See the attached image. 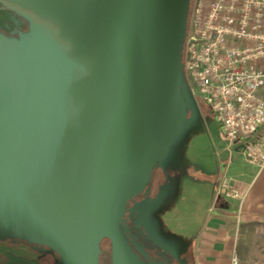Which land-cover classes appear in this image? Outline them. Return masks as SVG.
I'll return each instance as SVG.
<instances>
[{
    "label": "rangeland",
    "instance_id": "374dc122",
    "mask_svg": "<svg viewBox=\"0 0 264 264\" xmlns=\"http://www.w3.org/2000/svg\"><path fill=\"white\" fill-rule=\"evenodd\" d=\"M112 4H116L115 0H104L101 10L98 0H89L88 10L97 13L100 31L94 37H98V45L88 49L83 45H71L66 36L63 45L66 64L76 66L82 60L83 52L92 49L105 68H117L118 61L124 66L121 69L127 66L134 70L143 64L141 59L145 55L141 45H132L125 40ZM157 5L158 2L152 0L146 11L145 34L149 39L155 37L159 23ZM65 28L68 30L66 24ZM10 41L0 40V207L11 201L20 202L33 191L51 197L80 175L85 156L75 145L79 135L87 133L86 127L91 120L86 109L91 97L100 104L103 101L96 95V84L90 75L47 73L51 64L47 40L34 44ZM156 85L155 82V89ZM195 100L191 98L190 113L161 159L162 172L153 177V188L159 179L163 181L159 203L151 210L144 209L150 215L147 224L151 229H148L159 241H166V245L177 240L188 247L213 218L208 215L209 208L218 184L225 180L219 183L224 172L221 161L229 160L225 143L219 136L218 123L207 105L197 97ZM129 116L132 120L134 114ZM215 148L219 149V155L215 154ZM233 155L232 160L236 162L239 157L236 153ZM145 199L132 204L128 217L148 248L155 247L165 253L146 232L142 235V220L146 215L139 216L138 212L142 210L136 206ZM240 223L239 217L236 224L234 220L227 223L232 234L242 241L240 253L237 252L240 264H264V225L253 226L242 233ZM194 248L192 246L187 254L191 261L196 256ZM102 249L104 256L110 254L108 242L103 243Z\"/></svg>",
    "mask_w": 264,
    "mask_h": 264
},
{
    "label": "water",
    "instance_id": "95a60500",
    "mask_svg": "<svg viewBox=\"0 0 264 264\" xmlns=\"http://www.w3.org/2000/svg\"><path fill=\"white\" fill-rule=\"evenodd\" d=\"M103 1L98 0L101 10ZM156 1L160 18L155 37L151 39L143 31H128L129 28L126 27L129 26V20L126 18L125 21L124 0H115L116 4H112L118 26L123 27L125 40L132 45H152L154 50V57L148 64H142L133 70L127 66L121 69L124 66L119 61L115 66L117 68H105L101 61L96 59L93 49L84 51L82 60L76 66L66 64L63 46L66 36L71 45H83L87 49L91 45H98V37L96 36V39L94 37L100 31L96 23L97 13L92 9L88 10L89 0H0V5L5 9L30 22L27 33H20L17 39L0 36V40H11L10 42L14 44L25 42L34 44L36 41L47 40L51 49V64L47 73L69 76L73 72H78L90 75L91 81L96 84V95L103 100L100 104L97 99L91 97L92 101L86 109L89 110L91 118L86 127L87 133L80 134L75 145L85 156L82 172L47 198L51 201L74 204L75 210L78 211L77 217L68 220V224L72 227L74 237L81 244L78 250L86 258L88 255L86 243L89 242V237L94 235L99 240L105 237L111 243L112 264H145L127 241L121 229V221L127 211L128 201L142 194L148 185L153 163L160 159V155L167 151L171 142L180 133L185 108L187 104L190 107L191 98L194 99L182 63L190 0ZM77 5H83L82 13L77 11ZM131 75H135V78ZM138 75L141 77L146 75L154 83L157 80L167 113L161 129L150 136V145L145 155L137 156L136 161L134 156L131 160L126 158L130 153V139L135 136L128 130L136 129V125L139 124L136 123L138 120L135 122L131 120L129 112L128 116L125 115L128 109L124 98L131 95L134 88L132 82ZM120 78H123V81ZM136 141L138 142L137 139ZM159 146L160 149L156 152ZM37 194H39L37 191H33L31 197L37 198ZM159 195L160 192L154 198H146L141 204H137L136 208L142 210L137 211L139 216L147 215L148 220L150 215L146 214L144 209L151 210L157 205ZM67 198L69 199L66 201ZM146 220H142V224L151 240L165 250V253L181 258L188 247L177 240L172 242L173 245L159 241L155 233L148 229L150 227ZM87 264H94L91 256Z\"/></svg>",
    "mask_w": 264,
    "mask_h": 264
},
{
    "label": "built area",
    "instance_id": "2783aa9c",
    "mask_svg": "<svg viewBox=\"0 0 264 264\" xmlns=\"http://www.w3.org/2000/svg\"><path fill=\"white\" fill-rule=\"evenodd\" d=\"M182 63L190 92L209 107L219 125L224 149L232 154L238 147L249 164L262 169L264 0H193ZM221 196L236 199L241 208L243 195L226 180L214 203ZM231 264H239L238 257Z\"/></svg>",
    "mask_w": 264,
    "mask_h": 264
},
{
    "label": "flooded vegetation",
    "instance_id": "af4514ba",
    "mask_svg": "<svg viewBox=\"0 0 264 264\" xmlns=\"http://www.w3.org/2000/svg\"><path fill=\"white\" fill-rule=\"evenodd\" d=\"M151 1L152 0H124L123 8L126 10L125 21L126 18L129 20V26L126 28H129V32H136L138 30L140 32L143 31L145 34L148 18L146 11L147 9L149 11ZM192 3L193 0H190L188 11ZM12 23L15 24L14 26L16 27V29H14L15 31L13 30L15 34L11 35L0 30V36L8 39H17L20 33H27L30 29V22L24 18H18ZM140 48L145 55L141 61L143 60V64H148V62L152 60V57H154L152 45H141ZM131 77L135 78V75H131ZM137 77L138 78L132 82L134 88L133 90H131L132 88L130 89L132 91L131 95L128 97L125 96L124 98L128 109L125 115L128 116V112L129 114H134L132 120H134V122L138 120L136 123L139 124L136 125V129L133 128L132 130H128L129 133L135 134V136H132L130 139V153L127 150L130 157L128 156L126 158L131 160V157L134 156L136 161L137 156L142 157L145 155L150 145V136H152L155 131L161 129L167 113V107L162 102V94L158 89V85H156L157 89H155L153 87L154 82H151L146 75L142 77L138 75ZM181 89L185 92L183 86H181ZM189 113L190 107L187 104L183 115L184 119L188 117ZM139 119H141V122H139ZM131 131H133V133ZM160 143L161 141L159 144ZM157 149L156 152L159 151L160 146ZM166 152L165 150L160 155V159L158 158L153 163L151 179L142 194L128 201L127 211L121 221V229L136 253L135 247L131 244L132 242L125 233L126 227L130 229L135 237H138L140 245H142L151 256L155 253L156 255L159 254L160 256L166 257L172 264H191L187 256L189 251L183 253L181 258H175L174 255L163 253L160 249V252H157V250L154 249L155 247L148 248L145 245L146 241L134 231L135 225H133V222H131L128 217L130 207L135 201L147 197H155L158 194L163 181L159 179L156 183V187L153 188V177L162 172L159 165ZM31 195H33V192L20 202L17 200L11 201L0 207V264H51V260L54 261L53 264H87L89 256H91L94 264H104L105 262L112 264L111 243L105 237L100 240L94 235L89 237V242L86 243L87 249L84 248L88 252L86 258L84 254L78 250L81 244L74 237V232L71 230L72 227L68 224V220L77 217L78 211L75 210L74 204L51 201L41 194H37V198L36 196L31 197ZM68 199L69 198H67L66 201ZM146 219L147 215L144 216V220ZM142 227V235L144 236L145 227L144 225ZM104 242L110 244V254L107 253V256H104L105 252L102 249ZM176 252L179 251L176 250ZM139 257L147 264L140 255Z\"/></svg>",
    "mask_w": 264,
    "mask_h": 264
},
{
    "label": "crops",
    "instance_id": "0c3cea01",
    "mask_svg": "<svg viewBox=\"0 0 264 264\" xmlns=\"http://www.w3.org/2000/svg\"><path fill=\"white\" fill-rule=\"evenodd\" d=\"M235 153L239 157L236 162L232 160ZM228 158V161H221L224 172L219 183L225 179L231 187L237 188L244 197L242 206L240 208L238 201L233 198L221 196L217 203H214V198L211 207L216 205V208L210 212V207L208 213L210 217L213 215V218L204 225L188 246L187 251L192 246L197 250L194 261L190 260L191 264H231L233 256L239 257L236 251L238 240L227 227L229 220H234L236 224L239 217L241 223L256 221L264 225V167L259 169L249 164L238 147ZM219 186L220 184L216 194ZM242 257L240 254L241 259Z\"/></svg>",
    "mask_w": 264,
    "mask_h": 264
},
{
    "label": "trees",
    "instance_id": "16d2710c",
    "mask_svg": "<svg viewBox=\"0 0 264 264\" xmlns=\"http://www.w3.org/2000/svg\"><path fill=\"white\" fill-rule=\"evenodd\" d=\"M83 6V5H82ZM81 5H77V11L78 12H83V8ZM18 18H22L19 15H17L16 13L5 9L2 5H0V30L14 35V29H16V27L14 26L15 24H13L12 22L14 20H17ZM14 30V31H13ZM205 105V104H204ZM206 106V105H205ZM208 107V106H207ZM209 108V107H208ZM210 113L211 110L209 109ZM212 114V113H211ZM240 230L243 233L244 231H246V229L252 228L253 226L256 225H261L260 222H249V223H240ZM126 235H128L129 240L132 242L131 244L135 247L137 253L144 259V261L147 264H172L171 261L167 260L166 257L160 256L158 253V255H156L154 253L153 256H151L147 250L142 247V245H140V240L138 239V237H135L133 233H131L130 229L128 227H126V231H125ZM240 239H238V243H237V247H236V251L240 253V247L242 244V241H240ZM247 249V247H245ZM155 250H157V252H160L159 249L154 248Z\"/></svg>",
    "mask_w": 264,
    "mask_h": 264
}]
</instances>
